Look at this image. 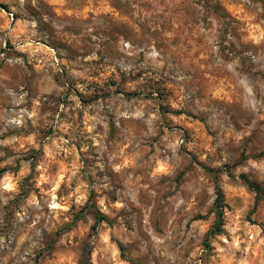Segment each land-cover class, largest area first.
Returning <instances> with one entry per match:
<instances>
[{
    "label": "rangeland",
    "instance_id": "obj_1",
    "mask_svg": "<svg viewBox=\"0 0 264 264\" xmlns=\"http://www.w3.org/2000/svg\"><path fill=\"white\" fill-rule=\"evenodd\" d=\"M243 175L264 0H0V264H264Z\"/></svg>",
    "mask_w": 264,
    "mask_h": 264
},
{
    "label": "trees",
    "instance_id": "obj_2",
    "mask_svg": "<svg viewBox=\"0 0 264 264\" xmlns=\"http://www.w3.org/2000/svg\"><path fill=\"white\" fill-rule=\"evenodd\" d=\"M126 94L134 95V93H126ZM242 177L244 178L248 186L256 192L257 198L260 199L261 196L264 195V188H262L259 184L250 180L247 176L243 175ZM216 194L217 197L215 200V209L217 214V221L210 231V233L213 235L220 234L223 231V226H224V212L226 207L225 194L219 183H217L216 185ZM92 211L96 219V225H98L103 221H108V217L105 214H103V212L100 209L96 208V206L95 209ZM84 251H85L86 262L82 264H91L92 249L89 246V243L85 244Z\"/></svg>",
    "mask_w": 264,
    "mask_h": 264
}]
</instances>
